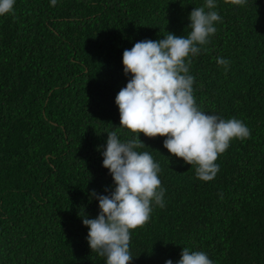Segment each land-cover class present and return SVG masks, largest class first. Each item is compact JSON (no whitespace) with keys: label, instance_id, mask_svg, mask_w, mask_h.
<instances>
[{"label":"trees","instance_id":"obj_1","mask_svg":"<svg viewBox=\"0 0 264 264\" xmlns=\"http://www.w3.org/2000/svg\"><path fill=\"white\" fill-rule=\"evenodd\" d=\"M205 0H16L0 16V264H105L86 239L92 196L113 185L102 164L107 131L121 139L115 97L135 42L187 36ZM222 22L191 57L201 110L250 129L234 138L211 181L171 154L164 136L140 133L159 162L164 207L131 230L130 264H165L184 247L214 264H264V0H217ZM205 11H208L205 8ZM217 58L229 61L227 70Z\"/></svg>","mask_w":264,"mask_h":264},{"label":"clouds","instance_id":"obj_2","mask_svg":"<svg viewBox=\"0 0 264 264\" xmlns=\"http://www.w3.org/2000/svg\"><path fill=\"white\" fill-rule=\"evenodd\" d=\"M58 0H50L52 6ZM233 5H245L247 0H225ZM16 0H0V16L15 11ZM217 0H205L204 6L189 13L187 36L168 34L159 40L135 42L123 51L124 74L130 76L125 87L115 97L120 111V127L138 133L134 138L121 139L117 131H107L102 164L113 177L109 194L93 190L100 212L95 218L83 217L88 226L86 239L93 252L105 257V264H130L131 230L151 219L153 205L164 207L166 189L160 179L161 167L151 153L138 151L145 143L140 133L148 137L164 136L163 146L171 154L195 165L196 178L213 180L220 170L218 157L236 139L251 135L249 127L237 118L200 109L193 95L194 76L190 74L191 57L209 43L222 17L216 9ZM205 8L208 11H205ZM217 63L227 66L226 58ZM165 264H214L204 251L184 247L177 261Z\"/></svg>","mask_w":264,"mask_h":264}]
</instances>
